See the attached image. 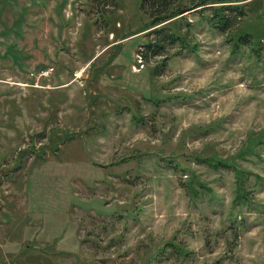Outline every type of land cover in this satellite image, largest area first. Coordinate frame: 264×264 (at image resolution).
Here are the masks:
<instances>
[{
    "label": "rangeland",
    "instance_id": "374dc122",
    "mask_svg": "<svg viewBox=\"0 0 264 264\" xmlns=\"http://www.w3.org/2000/svg\"><path fill=\"white\" fill-rule=\"evenodd\" d=\"M229 1L155 54L142 0H0V264H264V0Z\"/></svg>",
    "mask_w": 264,
    "mask_h": 264
},
{
    "label": "trees",
    "instance_id": "16d2710c",
    "mask_svg": "<svg viewBox=\"0 0 264 264\" xmlns=\"http://www.w3.org/2000/svg\"><path fill=\"white\" fill-rule=\"evenodd\" d=\"M209 1L210 0H199L198 3L185 5L183 0H142L141 9L146 15L149 16L150 21L148 25L139 33L147 31L146 33L149 35H156L153 40H150L149 42L144 44L145 48H147L149 52L153 51L155 52V54H159L161 52V49L163 48L164 42L169 41L171 43H175L180 37H178L177 33H175L174 31H167L168 28L165 25L171 23L176 19L183 18L186 13H190L193 10H196L198 8H200L201 10L207 7V5L210 3H214L212 5H217L214 6L217 8L212 11L210 20L213 25L215 27H218L223 33L226 32V30L234 24V19H241L246 15L244 6H238L240 4L233 5L232 3H234V1ZM230 13L235 15H231ZM251 43L252 42L250 35H240V38L238 39V45L245 44L250 46ZM252 48L255 49L254 47ZM255 50L258 51L257 53L259 54V49ZM215 164H218V162H215ZM223 164L227 165L226 162H223Z\"/></svg>",
    "mask_w": 264,
    "mask_h": 264
}]
</instances>
